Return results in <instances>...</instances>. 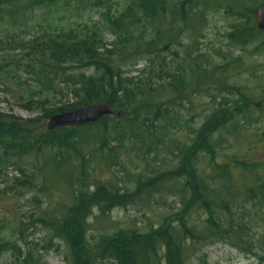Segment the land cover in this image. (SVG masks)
Here are the masks:
<instances>
[{
	"label": "trees",
	"instance_id": "trees-1",
	"mask_svg": "<svg viewBox=\"0 0 264 264\" xmlns=\"http://www.w3.org/2000/svg\"><path fill=\"white\" fill-rule=\"evenodd\" d=\"M68 1L0 0V25L8 24L12 30L0 38V52L5 53L0 60V88L10 92L26 111L47 113L49 109L45 114L49 120L100 103L110 105L114 116L94 125L49 132L39 129L40 119L22 121L0 112V185L6 186L0 194L34 186L33 181L7 180L14 158L50 150L46 165L78 168L83 183L85 168L107 159L118 165L119 152L127 143L149 153L163 148L178 161L177 169L153 177L140 175L132 192L95 179L92 186L74 189L71 203L60 216L45 214L38 220L64 242L66 263L191 264V248L215 242L258 257L255 251L260 241L246 239L258 225L256 220L264 222V179L252 187H238L231 165L212 166L213 175L207 179L197 173L198 153L213 156L217 147L212 137L230 121V94L219 99L189 144L175 139L194 121L192 96L228 85L227 62L214 65L199 53V41L204 38L199 31L205 29L211 12L225 10L229 16H245L236 9L239 6L228 0H125L127 6L119 12L108 0H98L92 7L105 9L100 23L62 31L59 24L48 22L33 27L37 36L22 38L31 34L32 28L26 24L29 13ZM104 30L115 40L107 42ZM186 33L192 41L196 37L195 46L183 45ZM256 35L261 32L248 27L234 29L227 37L230 44L244 49ZM221 56L228 61L225 54ZM141 62L142 68L136 69ZM90 70L92 74H88ZM68 96L71 99L65 105L57 106L58 100ZM243 166L240 169L245 172L258 169ZM18 171L23 172L22 168ZM183 178L186 182L181 185ZM169 182L174 183L170 191L186 195L183 210L174 220L177 226L164 223L147 232L94 229L95 223L115 209L164 193ZM250 205L261 212L253 215ZM199 211L207 216L202 226L190 225L192 213ZM21 229L18 235L12 232L9 238H0V258L12 253L19 264H37L30 251L18 256L20 245L27 249L29 245Z\"/></svg>",
	"mask_w": 264,
	"mask_h": 264
},
{
	"label": "rangeland",
	"instance_id": "rangeland-1",
	"mask_svg": "<svg viewBox=\"0 0 264 264\" xmlns=\"http://www.w3.org/2000/svg\"><path fill=\"white\" fill-rule=\"evenodd\" d=\"M98 0H71L59 4L57 7L36 9L28 14L26 24L32 29L31 34H23V39H30L37 36L33 28L38 24L45 25L52 22L59 24L62 31L76 29L78 26L93 25L101 22V16L105 12L103 8L92 7ZM113 5V9L122 12L127 2L125 0H108ZM178 0H172V2ZM115 14V13H112ZM59 19L62 21L59 22ZM207 25L201 29L199 34L204 38L199 41L198 49L201 55L206 56L214 65L228 64L230 71L227 72L228 87H211L192 96V105L195 106V115L189 129L175 135L178 143L189 144L191 138L196 136L199 129L204 124V119L209 115L220 98L230 99V121L225 128L219 130L212 137V143L217 147L213 156L207 153L197 152V173L208 178L213 175L212 166L231 165L230 171L238 187L254 186L264 179V105L257 107L260 100H264V39L261 35H256L254 41L244 49L230 44L228 35L234 30L232 26L239 24V20L227 15L224 10L211 12L207 16ZM102 27V25L100 26ZM24 28V27H23ZM103 28V27H102ZM25 29V28H24ZM8 32H12L8 24L0 25V38L5 37ZM104 39L107 42L114 41V37L106 30L103 31ZM190 34L186 33L182 38L183 45L195 46L194 41L189 39ZM179 52L182 48H177ZM225 54L228 61L222 58ZM5 56L0 52V60ZM242 58L241 61H236ZM1 62V61H0ZM237 62V63H235ZM141 62L136 69L142 68ZM128 69V68H127ZM90 70L88 74H92ZM190 79V76H188ZM255 101V105H250V100ZM189 98V97H188ZM188 98L185 100L187 101ZM71 99L58 100V105H65ZM0 112L14 115L22 121L37 120L39 129H47L49 117H46L41 110L34 112L26 111L20 102L6 89L0 88ZM215 143V144H214ZM137 145L127 143L119 152V164L115 165L107 159L103 164H94L92 168H85L83 183H80L78 168L69 170L67 166L46 165L52 151L47 150L41 155L27 156L23 159L14 158V164L7 170V180H19L20 182L33 181L32 189L22 187L13 188L5 194H0V238H9L14 234L18 235L22 227L28 245H20V254L23 256L30 251L36 259L37 264H67L65 260L66 246L64 242L53 236L52 232L39 223V219L45 214L60 216L64 206L70 204L74 189H85L92 186V182L98 179L104 183L127 189L132 192L136 188L135 180L142 175L153 177L158 173L177 169L178 161L168 156L162 150L149 153L142 151ZM103 161V160H102ZM106 163V165H105ZM238 164H241L238 166ZM244 165H256L258 168L250 172H245L240 168ZM22 168L23 172L18 169ZM213 168V167H212ZM215 168V167H214ZM42 170V172H41ZM83 171V169H82ZM81 174V173H80ZM15 178V179H14ZM9 182V181H8ZM18 182V181H17ZM70 182L72 185H69ZM186 178L179 181L185 184ZM174 183L164 187V193L153 194L147 201H138L135 205L127 208H117L105 219L94 224V229H118L139 230L147 232L151 228H158L164 223H173L179 213L183 210L185 194L170 191ZM5 185H0V190ZM44 187L48 191H44ZM213 187H217L213 184ZM143 198H145L143 196ZM252 214L261 212L253 205L248 206ZM206 215L199 211L193 212L190 218V225L201 227ZM257 221L247 237L257 242L255 251L258 257L250 253L241 252L225 243H211L196 245L190 249L191 264H264V222ZM21 222H23L21 224ZM95 238L97 233H94ZM263 241V242H262ZM247 248V247H245ZM249 248V247H248ZM249 250V249H248ZM0 264H19L12 253H6L0 258Z\"/></svg>",
	"mask_w": 264,
	"mask_h": 264
},
{
	"label": "water",
	"instance_id": "water-1",
	"mask_svg": "<svg viewBox=\"0 0 264 264\" xmlns=\"http://www.w3.org/2000/svg\"><path fill=\"white\" fill-rule=\"evenodd\" d=\"M258 15L259 29L264 31V7ZM111 116H114V110L110 105L106 103L93 104L52 116L47 124V130L54 132L66 128H81L97 124L103 118Z\"/></svg>",
	"mask_w": 264,
	"mask_h": 264
},
{
	"label": "flooded vegetation",
	"instance_id": "flooded-vegetation-1",
	"mask_svg": "<svg viewBox=\"0 0 264 264\" xmlns=\"http://www.w3.org/2000/svg\"><path fill=\"white\" fill-rule=\"evenodd\" d=\"M228 4H232L234 5V7L239 6L236 9L239 10L241 14L245 15L240 17L232 15V17L239 20V24L232 26L233 29L253 27L261 32V36L264 39V31L260 30L258 25V17H259L258 14L260 10L264 7V0H228ZM252 99L253 101L249 99L250 100L249 103L250 105L254 106L255 99L254 97ZM256 105L258 108L262 107L264 105V100H260Z\"/></svg>",
	"mask_w": 264,
	"mask_h": 264
}]
</instances>
